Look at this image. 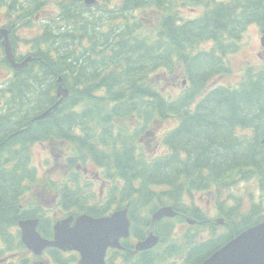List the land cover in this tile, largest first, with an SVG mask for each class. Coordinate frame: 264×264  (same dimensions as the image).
I'll use <instances>...</instances> for the list:
<instances>
[{
  "label": "trees",
  "instance_id": "trees-1",
  "mask_svg": "<svg viewBox=\"0 0 264 264\" xmlns=\"http://www.w3.org/2000/svg\"><path fill=\"white\" fill-rule=\"evenodd\" d=\"M100 1L101 5L87 9L82 0H64L54 19L64 23L47 24L39 39L45 62L54 38L60 37L55 66L66 83L71 51V100L48 121L28 125L47 105L26 81V129L20 137L25 140L24 150L8 157L0 153V242L7 243L0 258L25 248L11 229L21 216L35 215L33 204L27 211L19 206L20 198L37 182L28 175L35 170L33 146L40 142L39 136L58 129L57 116H64L63 133L69 134V127L73 130L74 166L85 169L90 159L106 170V178L117 184V208H129L133 239L124 245L130 251L111 250L108 264H201L264 219V204H252L250 211L243 212V198L230 193L254 180L264 200V144L260 142L264 139V62L246 66L237 83L228 64L230 54L240 50L243 32L253 24L264 28V0ZM36 12L37 4L25 8V19ZM177 72H183L195 89L190 95L170 98L175 100L169 105L171 112L184 119L166 138L173 156L163 154L168 125L163 90L168 76ZM216 78L233 80L234 85H219L202 97ZM42 89L47 96L51 92L46 84ZM147 133L160 138V153L144 144ZM203 192L214 197L228 223L225 228L204 224L207 215L195 202ZM253 198L252 194L249 200ZM82 201L75 202L77 210L83 208ZM163 205L173 206L180 217L158 224L161 243L156 248L135 252L134 240L144 238L151 213ZM86 211L102 216L109 205ZM188 217L197 225H188ZM184 226L185 231H177ZM51 256L57 264H76L75 259L63 261L57 251Z\"/></svg>",
  "mask_w": 264,
  "mask_h": 264
},
{
  "label": "flooded vegetation",
  "instance_id": "flooded-vegetation-1",
  "mask_svg": "<svg viewBox=\"0 0 264 264\" xmlns=\"http://www.w3.org/2000/svg\"><path fill=\"white\" fill-rule=\"evenodd\" d=\"M7 1L0 0V9L3 7L0 11V33L5 32V35L0 38V132L3 133L0 134V153L6 157L10 153H20L24 150L25 140L20 137L25 134L26 129L23 98L26 81L28 80L31 87L35 91L37 90L38 95L45 101L47 105L45 110L55 106L63 99V95L58 96L57 94L60 86L68 90V96L62 100L56 112L49 117L36 121L40 123L54 117L62 109L63 104L67 103L69 105L72 93L71 73L73 70L70 51L67 54V57L69 56L70 59L66 62L67 68L65 69L67 83L61 73L57 75L60 71L55 66L59 36H56L53 40L54 44L51 48V54L48 55V60L43 61L42 53L44 47L42 42L39 41L42 30L40 21H38L39 25L37 26L31 16L25 19L26 6L24 1L20 3L17 0L15 6L12 1ZM10 5H13V8H15L13 11H16L17 18L15 20H12L11 13L13 8ZM35 27L38 28L39 32L37 33V37L25 38V31ZM48 61L51 65L47 64ZM203 65L205 66L204 69H209L208 65ZM43 67L44 69H42ZM185 80H187V84L184 86ZM64 83L67 85H64ZM43 84L51 88L48 96L43 93ZM188 85L189 81L183 72H177L175 75L168 76L167 78V88L163 90L164 95L167 97L164 101L167 107V129L169 127L172 128L170 126L171 123H181L184 120L180 115L172 114L173 112H171L169 105L172 102L170 98H172L171 96L175 91H186L185 89ZM215 86L216 81L213 80L208 90L210 91ZM57 118V121L60 120L59 124L58 122L55 123L58 129L56 128L46 135L39 136L41 138L40 142H37L33 146H39L47 150L52 160L51 158L46 159L42 166L43 169H39L32 164L35 170L28 175H33V180H37V182L33 184L32 189H29L31 192L30 195H25L20 198L19 205L27 211V207L30 209V206L33 204L32 210H36L35 215H29L28 217L25 214L23 217H20V220L30 221L37 219L39 221V229L44 225L39 231L45 238H52L55 224L67 215L68 211L71 213L74 212L75 206L77 205L75 203L76 201L83 200L82 203L84 206L80 210H77V213L73 214L75 218L80 214L86 213V209L105 208L107 205L112 207L117 201V184L115 181L106 178V170L97 167L99 170L93 169L90 171L88 168H80L81 165L74 166L75 157L72 148V127H69V134L67 132L63 133V128H61L62 125L60 124L63 122L64 116H57ZM33 121L35 122L34 119ZM27 124L31 125L32 123L29 121ZM16 139L18 141L13 142ZM51 140L55 142L52 143ZM153 140L156 142L154 146L155 150H158L159 142L155 138ZM146 144L149 145V141H146ZM166 146V151L163 154L173 155L171 154V149H169V142ZM5 161L4 166L8 169V159ZM77 177V187L74 189V183ZM44 180H46L45 183ZM204 222L208 223L206 219ZM16 228L17 231L13 234L17 235L20 241L22 231L19 223ZM127 241L129 240L124 241V243ZM1 250L5 251L4 248H1ZM125 250L130 251L128 248ZM50 253V250L45 249L43 253L36 255L26 248H23L21 252H12L11 254L14 258H17V261L14 258L13 260L9 259L10 254H8L0 258V264H45L50 259ZM54 253L55 251L53 250ZM61 254L65 259L70 260V262L77 258L76 254L72 252H61Z\"/></svg>",
  "mask_w": 264,
  "mask_h": 264
},
{
  "label": "water",
  "instance_id": "water-1",
  "mask_svg": "<svg viewBox=\"0 0 264 264\" xmlns=\"http://www.w3.org/2000/svg\"><path fill=\"white\" fill-rule=\"evenodd\" d=\"M91 6L93 0H86ZM5 32L0 33V38ZM261 45L264 48V29L261 31ZM68 96V91L61 88L58 96ZM61 99L55 106L43 113L38 119L51 116L61 104ZM177 213L170 207H164L153 214L152 227L156 221L166 217H174ZM191 224L194 221L189 220ZM38 220L21 221L22 241L35 254L40 255L45 249L60 248L63 251H80V264H107L106 254L109 247L123 249L122 238L130 236V220L128 209L117 210L103 218H92L89 215L73 217L59 221L54 227L52 239L44 238L38 231ZM74 223V225H72ZM224 221L217 220V225ZM159 243L158 235L150 232L148 237L136 245V251H145ZM202 264H264V222L249 228L239 236L229 241L207 258Z\"/></svg>",
  "mask_w": 264,
  "mask_h": 264
},
{
  "label": "rangeland",
  "instance_id": "rangeland-1",
  "mask_svg": "<svg viewBox=\"0 0 264 264\" xmlns=\"http://www.w3.org/2000/svg\"><path fill=\"white\" fill-rule=\"evenodd\" d=\"M47 1V0H46ZM49 1V0H48ZM50 1H55V0H50ZM55 9L53 6H49L47 10H45L42 13V17L40 16L39 19H44L51 14H54ZM38 32V28H32L31 30H26L24 33V37H33L35 36ZM260 37H261V31L260 28L257 25H250L244 32H243V38L240 42V50L236 54H230L231 56L229 57L230 60H228L229 64V69L232 72L233 79L235 80V83L238 82L239 78L242 76L243 69L246 66H251V65H256L260 66L261 63L264 62V58L260 57L259 54L263 52V49L260 44ZM210 44L206 45L205 48H209ZM264 57V55H263ZM223 81L220 82L221 84H227L228 85H234V81H230L229 79H222ZM155 143L152 141H149V147L154 148ZM160 152V149H159ZM52 157L49 155V152L42 147L36 146L33 148V157H32V162L33 164L39 168L43 169V163L45 162L46 159ZM256 185L254 182H244L241 183V186L238 188L236 191V194L241 195L244 200L247 199V194L254 191L256 193ZM31 192L28 194L30 195ZM212 198V196H210ZM209 196H206L205 193L202 194H197L195 197V202L198 204L200 207H202L208 214L209 216L214 215L215 211V205L212 199ZM248 205V203H245V207ZM217 206V205H216ZM184 227H179L178 232L184 231ZM17 231V228L14 227L11 229V233H14ZM14 256L10 255L9 259L13 260ZM15 261H17V258H14ZM19 264V263H17ZM48 264V262H47Z\"/></svg>",
  "mask_w": 264,
  "mask_h": 264
},
{
  "label": "bare ground",
  "instance_id": "bare-ground-1",
  "mask_svg": "<svg viewBox=\"0 0 264 264\" xmlns=\"http://www.w3.org/2000/svg\"><path fill=\"white\" fill-rule=\"evenodd\" d=\"M115 55H116V54H115ZM111 61H112V60H111ZM103 78H104V77H103ZM112 78H114V76H112ZM116 78H117V77H116ZM110 80H111V79H110ZM114 80H115V79H114ZM114 80H113V81H114ZM103 81H104V80H103ZM111 81H112V80H111ZM115 81H116V80H115ZM103 83H104V82H103Z\"/></svg>",
  "mask_w": 264,
  "mask_h": 264
}]
</instances>
